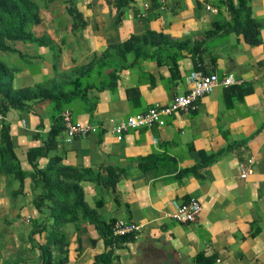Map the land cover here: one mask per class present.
Returning a JSON list of instances; mask_svg holds the SVG:
<instances>
[{"label": "crops", "instance_id": "0c3cea01", "mask_svg": "<svg viewBox=\"0 0 264 264\" xmlns=\"http://www.w3.org/2000/svg\"><path fill=\"white\" fill-rule=\"evenodd\" d=\"M35 1L41 21L32 31L45 43L16 42L12 60L18 55L21 68L14 85L92 80L87 96L62 106L73 120L96 125L85 136L65 141L62 131L46 148L55 126L49 99L3 117L29 174L55 157L72 173L91 171L80 184L98 221L61 227L65 264L263 263L264 0H166L164 8L158 0ZM236 9L241 16L234 19ZM245 15L258 24V43L244 39ZM199 69L235 83L217 85L196 109L167 115L162 124L114 133L128 115L185 94L187 75ZM37 147L43 151L33 159ZM248 157L253 171L242 178ZM110 169L116 183L105 186L101 176ZM14 182L0 173V264L16 253L9 258L15 264H40L46 238L37 227L52 219L35 205L30 175L22 187ZM191 199L202 206L196 220L167 216L172 201ZM117 219L140 224V235H112ZM53 251L58 259V247Z\"/></svg>", "mask_w": 264, "mask_h": 264}, {"label": "trees", "instance_id": "16d2710c", "mask_svg": "<svg viewBox=\"0 0 264 264\" xmlns=\"http://www.w3.org/2000/svg\"><path fill=\"white\" fill-rule=\"evenodd\" d=\"M238 14L241 16V9H236L233 18L237 19ZM244 18L242 19L248 23H246V28L242 30L244 39L249 44L258 43V24L249 15H245ZM40 21L39 5L35 0H0V116H6L12 107H23L31 101L49 99L53 103L52 117L55 122L45 144L46 148L50 149L56 145V137L64 130L61 117V112L65 109H62L63 104L74 101L80 96H87L88 88L92 87V80L86 78L87 83H85L80 77H75L73 80L67 78L52 79L50 83H40L27 87L14 85L15 76L21 67L18 55L14 60L10 55L19 52L15 47L17 41L45 43L41 38L36 37L32 31V27L39 24ZM42 149V147L35 149L33 159L41 155ZM74 170L63 165L58 157L51 159L44 168L35 167L30 174L23 170L14 150L10 124L3 118L0 119V173L19 180L21 187L24 179L30 175L32 188L36 192L35 205L41 213H47L48 219H52L51 223L47 224L46 222L41 227H37L40 231L45 232L46 238L45 242L40 245L42 252L40 264H65L66 248L64 249V246L67 242L64 233L60 230L64 224L68 222L77 224L81 220H89L97 224L98 214L95 208L90 207L85 201L80 184L83 176L92 178L91 171L84 169L80 170L79 173L70 172ZM114 171V169H110L106 173V178L101 176L105 181V186L115 185L117 175L112 173ZM56 246L59 249L58 259H56V254L53 251ZM2 264L15 263L4 261Z\"/></svg>", "mask_w": 264, "mask_h": 264}, {"label": "built area", "instance_id": "2783aa9c", "mask_svg": "<svg viewBox=\"0 0 264 264\" xmlns=\"http://www.w3.org/2000/svg\"><path fill=\"white\" fill-rule=\"evenodd\" d=\"M161 8L165 7L166 0H158ZM207 9L215 11L216 9L210 5ZM188 90L185 94L175 96L166 105H156L146 112H140L128 115L125 119L120 120L113 125V131L116 135L121 136L123 133L133 128L150 126L152 124H162L164 117L174 112L187 113L197 108V100L213 91L219 85H230L235 83L231 75L220 78L217 73H205L202 70H193L187 77ZM64 125L65 141L78 136H85L96 130V125L75 121L72 118L70 109L65 108L61 112ZM3 118L0 116V119ZM25 123L24 120H22ZM158 139L154 138V142ZM253 158L248 157L245 162L240 164V176L247 177L252 173ZM172 209L167 216L178 222H191L198 218L202 210L201 203L198 200L191 199L185 202L172 201ZM142 226L132 221L117 219L111 224V233L119 237H138L141 233Z\"/></svg>", "mask_w": 264, "mask_h": 264}, {"label": "rangeland", "instance_id": "374dc122", "mask_svg": "<svg viewBox=\"0 0 264 264\" xmlns=\"http://www.w3.org/2000/svg\"><path fill=\"white\" fill-rule=\"evenodd\" d=\"M10 56L14 57L15 55H10ZM11 179L15 181L14 183H18V180H17V179H15V178H11ZM8 189H10V188H8ZM25 228H26V227H24V226L22 225V223H20V226H17V227L15 228V229L19 230L18 233L20 234L21 239H23L21 233L24 231ZM60 230H61V229H60ZM23 251H24V250H23ZM19 252L21 253V251H19ZM14 256H17V253H16V254H13V255H10L9 258L12 259ZM9 258L6 257L4 261H6V262L10 261V262H11V259H9Z\"/></svg>", "mask_w": 264, "mask_h": 264}]
</instances>
